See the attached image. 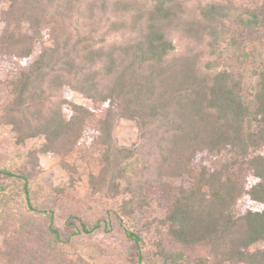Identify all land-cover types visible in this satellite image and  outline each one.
Returning a JSON list of instances; mask_svg holds the SVG:
<instances>
[{
	"label": "trees",
	"instance_id": "trees-1",
	"mask_svg": "<svg viewBox=\"0 0 264 264\" xmlns=\"http://www.w3.org/2000/svg\"><path fill=\"white\" fill-rule=\"evenodd\" d=\"M3 1L0 264H94L67 244L111 227L58 224L42 153L70 177L58 195L87 177L119 201L138 264H264V0ZM120 119L136 146L118 143ZM156 201L165 215L148 217Z\"/></svg>",
	"mask_w": 264,
	"mask_h": 264
},
{
	"label": "rangeland",
	"instance_id": "rangeland-1",
	"mask_svg": "<svg viewBox=\"0 0 264 264\" xmlns=\"http://www.w3.org/2000/svg\"><path fill=\"white\" fill-rule=\"evenodd\" d=\"M200 1L194 0V4ZM249 1V0H246ZM251 1V0H250ZM5 2L0 0V10L5 6ZM3 23L0 21V34ZM178 45L183 46L181 42ZM40 47L37 48V52ZM14 67L7 62H0V105L9 102L10 95L5 87L4 78L12 75ZM68 99L89 105L90 102L78 92L66 89L63 93ZM116 139L121 146H136L140 142V130L135 121L120 119L117 121L114 130ZM10 127L0 126V142H6L10 138ZM39 140H34L28 146H38ZM7 145V144H6ZM10 145V144H9ZM9 145L7 147H9ZM4 151L2 146L0 152ZM42 172L37 179L38 184L45 186L50 196L41 201L43 207H55L58 224L64 227L70 215H78L86 220L103 219L111 225L110 229L102 227L91 234H81L72 238L67 244L68 249L73 253L82 254L94 264H138L129 258L132 243L127 239L124 228L115 218L114 211L117 209L119 201L108 200L102 195L95 194L87 187L88 178L85 177L80 185L68 188L64 194L58 195L54 190L59 187L67 186L70 177L61 167L57 156L42 153L40 155ZM169 181L175 184H189L183 178H170ZM165 210L156 201L148 214L151 216H163ZM1 244V239H0ZM147 260H153L150 253H146ZM159 264H162L159 262Z\"/></svg>",
	"mask_w": 264,
	"mask_h": 264
}]
</instances>
